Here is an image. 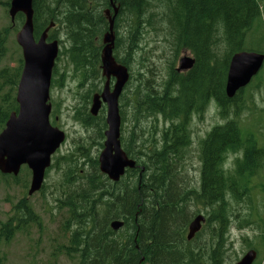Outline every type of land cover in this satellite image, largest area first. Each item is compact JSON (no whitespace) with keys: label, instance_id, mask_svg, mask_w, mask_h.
Here are the masks:
<instances>
[{"label":"trees","instance_id":"obj_1","mask_svg":"<svg viewBox=\"0 0 264 264\" xmlns=\"http://www.w3.org/2000/svg\"><path fill=\"white\" fill-rule=\"evenodd\" d=\"M155 1L165 4L162 13L166 23L164 31L167 37L174 38V50H190L196 62L187 74L170 67L177 89L167 87L162 92L152 89L144 96L148 111L163 115L171 123L164 129L162 146L136 153L123 147L128 156L137 160V165L127 169L119 181L111 182L99 170V158L89 160L90 172L82 170L73 159L62 167L64 157L55 158V166L61 169L63 182L68 187L58 201L69 210L71 218L68 223L76 226L71 232L66 253L76 256L79 264H223V248L231 224L230 199L244 202L252 191L251 179L264 169V147L258 145L252 134L243 135L239 127L241 108L237 101L245 90L240 89L233 99L228 98L224 90L231 57L235 52L247 50L249 33L261 29L262 0H115L119 8L115 33L122 30V22L129 27L126 29L125 26L128 55L138 47L143 23L150 21L148 18L153 14ZM10 3L11 0H7L5 5L10 7ZM110 7V0L33 2L34 36L38 39L52 22L55 26L48 35L49 40H53L56 38L55 28L63 27L71 45L69 59L82 78L81 85H88V80L95 81L100 77L104 44L101 37L109 30L105 10ZM24 21L25 15L19 13L15 19L16 28ZM6 33L7 30L5 37ZM5 37H0V52L4 49ZM262 37L264 39V33ZM121 40L117 36L118 44ZM221 43L226 45L225 54L218 53ZM260 49L250 50L264 53ZM60 55L61 52L56 60ZM114 58L128 66L127 58ZM22 62L14 72L6 68L0 73V79L10 88L0 96V127L3 129L10 114L19 108L15 92L23 70ZM52 73L51 87L59 83L55 81L57 62ZM61 77L63 80L65 74ZM93 90L84 95L83 107L75 110V117L87 126L96 124L97 119L104 123L105 119L104 116L96 119L86 108ZM136 99V112L144 113L141 106L143 96L140 94ZM212 101L227 121L212 127L202 140L197 189L186 183L185 175L176 167L177 157L190 144V116L207 108ZM230 114L234 117L230 118ZM229 153L242 155L232 167L226 165ZM141 166H145V170ZM127 176L131 178L126 179ZM258 185L264 189V184ZM193 206L208 208L204 214L207 220L202 230L188 240L189 222L201 211L198 209L192 214ZM19 207L25 210L21 212L29 220L36 221L29 206L19 204ZM117 219L123 220L124 225L113 230L111 223ZM207 226L211 227L209 239L212 243L206 246L194 244ZM18 227L11 220L2 224L0 245L3 240H10ZM0 264H6L1 250Z\"/></svg>","mask_w":264,"mask_h":264},{"label":"rangeland","instance_id":"obj_2","mask_svg":"<svg viewBox=\"0 0 264 264\" xmlns=\"http://www.w3.org/2000/svg\"><path fill=\"white\" fill-rule=\"evenodd\" d=\"M6 1L0 0V37L3 35L5 37L4 33L7 30L4 49L0 52V73L6 68L12 72L19 67L21 60H23L24 67L22 48L16 38L21 26L16 28V23L12 21L9 14L10 7L5 5ZM164 5L160 1L154 2L153 14L148 18L150 21L143 23L139 45L133 49L130 55H128V46L125 41V22H122L123 28L119 31L120 34L114 32L116 39L117 36L122 39L119 44L116 41L114 56L127 58V67L131 73L130 80L125 86L119 102L122 103L123 107L121 114L123 122L120 131L122 144L125 149L128 148L133 153L146 152L155 146H162L164 129L168 128L171 123L161 114H151L148 111L147 98L144 96L152 89L159 92L165 91L167 87H171L172 90L174 87L177 89L172 80L170 67L177 68L181 56L190 55L194 57L188 49H180L176 52L172 45L174 38L171 35L168 37L165 35L166 23L165 17L162 15ZM110 9L113 14V9ZM260 9L262 26L258 32L252 30L249 33L247 50L259 48L264 50L262 37L264 33V0L260 1ZM126 27V29L129 28ZM54 31L55 39H58L57 36L60 37L58 40L61 55L60 59L57 60L58 73L55 77V81H59L60 85L55 83L51 87L52 112L50 122L55 123V126L66 132V141L51 158L52 165L46 171L43 188L31 196L28 192L32 172L27 166L22 167L18 176H6L0 172V227L10 220L13 225L20 226L10 240H3L0 245L1 254L6 264H79V259L76 256H70L66 253L71 232L76 226L73 227L72 224L68 223L71 218L69 210L58 201L59 198L64 197V191H67L68 187L63 182L61 169L55 166V158L64 157L61 159L62 167L70 163L68 162L70 159H73L80 164L82 170L90 172L92 166L89 160L98 159L106 139L104 133L108 128L105 120L106 105H103L97 117L95 116L96 119L99 116H104L106 125L97 119L96 124L87 126L75 117L76 108L83 107L84 95L89 90L94 88L90 95V102L86 106L88 112L92 106L93 95L104 90L107 78L103 75L102 58L100 77L95 81L94 79L88 80V85H81L82 78L69 59L70 41L64 35L63 27L58 26ZM103 38L101 37L102 42ZM218 50V53L225 54L226 45L224 43L219 44ZM62 74H65L63 80ZM115 82V77H112L109 82L111 89H113ZM94 83H97L95 87ZM0 88V96L10 89L1 79ZM244 90L241 94L242 97L237 101L241 108L239 127L242 129L243 135L247 137V135L252 134L255 136L254 139L258 145L264 147V66L257 78L253 79ZM15 94L17 93L15 92ZM140 94L143 96L141 106L144 113L136 112V98ZM54 111L55 114H53ZM230 115V118L234 117L233 114ZM226 121L221 117L218 105L213 101L207 108H203L190 116L188 124L190 144L182 153H178L176 166L185 175L184 179L190 187L199 189L202 140L207 137L213 129L212 127L224 124ZM2 130L3 128L0 127V132ZM133 141L134 143H132ZM238 156L242 155L229 153L226 158V165L234 166ZM82 170L80 171L83 172ZM130 178L131 176L126 177V179ZM259 183L264 184V169L251 179L252 191L245 197L244 202H236L234 199H230L232 200L229 213L231 224L228 240L223 248V264L238 262L251 249L257 251L258 254L253 264H264V189L258 188ZM19 204L29 206L36 216V221L29 220V217L21 212L22 210L25 212V210L19 207ZM198 209H201L199 213L204 214L208 210L202 206L199 208L193 206L192 214ZM211 227L207 226L202 236L194 244L210 245L212 243L209 239Z\"/></svg>","mask_w":264,"mask_h":264},{"label":"water","instance_id":"obj_3","mask_svg":"<svg viewBox=\"0 0 264 264\" xmlns=\"http://www.w3.org/2000/svg\"><path fill=\"white\" fill-rule=\"evenodd\" d=\"M34 0H11L9 14L15 21L19 13L25 15L24 24L18 30L16 38L22 48L24 67L17 87L16 100L19 104L17 111H13L4 129L0 132V172L6 175L18 176L23 166L32 172L29 196L40 191L45 183L47 170L52 165L54 154L66 141V132L52 124L50 102L53 71L60 53V42L49 40V32L55 26L51 24L36 39L34 36ZM111 9L105 10L109 21V30L103 38L102 71L106 76L104 90L93 95L90 112L96 116L103 105H106L107 130L104 148L98 156L101 172L111 179L119 181L127 169L135 168L137 160L128 156L121 141V114L119 99L125 86L130 80L129 68L114 58L116 44L115 19L119 8L115 0H110ZM196 59L190 55L181 56L178 72L188 71L195 65ZM264 66V53L252 50L235 52L231 57L227 79L226 95L228 98L236 96L240 89H245L257 76ZM115 77V84L111 89V78ZM142 166V170H145ZM207 220L204 213L195 215L189 223L188 240L199 233ZM124 225L123 220H113V230H119ZM257 251L248 250L246 254L234 264H253L257 258Z\"/></svg>","mask_w":264,"mask_h":264},{"label":"flooded vegetation","instance_id":"obj_4","mask_svg":"<svg viewBox=\"0 0 264 264\" xmlns=\"http://www.w3.org/2000/svg\"><path fill=\"white\" fill-rule=\"evenodd\" d=\"M193 57V56H192ZM191 70V69H190ZM190 70H188V71H182V72H179V73H184V74H187ZM123 92H124V90H123ZM122 92V93H123ZM122 93H121V95H122ZM121 97V96H120ZM119 104H120V114H122V110H123V107H122V103L121 102H119ZM122 119V118H121ZM122 122H123V119H122ZM122 141V140H121Z\"/></svg>","mask_w":264,"mask_h":264}]
</instances>
